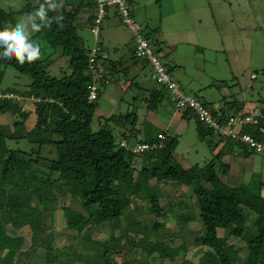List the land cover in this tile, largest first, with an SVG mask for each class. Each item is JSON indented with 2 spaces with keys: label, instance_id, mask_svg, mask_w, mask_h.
Returning a JSON list of instances; mask_svg holds the SVG:
<instances>
[{
  "label": "trees",
  "instance_id": "obj_1",
  "mask_svg": "<svg viewBox=\"0 0 264 264\" xmlns=\"http://www.w3.org/2000/svg\"><path fill=\"white\" fill-rule=\"evenodd\" d=\"M36 1L39 4L32 6L30 0H27L19 13H31L44 3V0ZM56 3L60 5L58 11H48L47 15L50 18L62 15L61 23L57 24L53 20L50 27H42L41 31L31 37L44 42L40 43L41 57L34 63L25 62L23 65L15 58L0 59V84L7 67L31 78L25 91L10 90L0 93V114L10 111L15 115L14 130L10 133H3L0 122V232L4 231L5 237L13 240L11 230L19 234V231L25 232L28 226L30 230L40 231V213L50 200L48 196L51 190L56 189L76 196L88 213L86 215L69 206L62 207L67 229L86 234L94 226L112 223L111 240L118 243L113 244L112 248L106 247L112 259L109 264H116L113 255L120 254L125 248L121 244L123 239L128 250L138 247L153 259H167L174 264H195L181 254L187 251L185 242L174 245L172 238L160 241L150 239L164 226L162 222H154L147 229L137 218V214L142 212L139 207H133L135 212L129 211L126 214V210L142 197L149 203L148 212L153 213L155 218L164 216L167 207L160 204L164 193L158 189L161 184L175 182L191 188L190 196L195 198L199 208L202 229L193 238V244L207 249L196 264H235L240 260L241 248L229 241L231 237L243 241L247 246L244 264H260L264 259V197L251 191L249 186H229L220 179L218 172L227 173L229 169V165L221 160L228 150L220 149L203 165L194 164L184 168L174 155L178 146L177 135L166 131H160L156 135L143 131V136L139 135L138 115L134 110L107 116L98 114L97 99L100 88L106 86L104 79L112 82L116 76L119 77L117 74L120 72L126 74L129 66H122L121 60H113L109 55L99 60L96 69L102 68L105 72L98 80L97 97L89 101L87 97L92 77L88 73L87 52L90 47L84 45L76 24L79 15L85 10L89 11L88 22H92L95 2L79 0V3L71 6L60 0H56ZM15 17L16 13L0 8V30L6 26L14 27L17 23ZM131 38L133 41V35ZM99 47L104 51L100 40ZM128 48L129 60L135 63V46L132 44ZM0 51L3 49L0 48ZM58 55L68 58L69 72L62 70V75L56 77L50 73L49 67ZM154 84L147 90L139 89L147 95L146 107L151 110H157L168 93L164 85ZM168 98L174 104L169 94ZM19 99L31 101L34 106L32 111L21 106ZM242 106V102L238 100H224L218 111L225 117L232 113L250 112L242 110ZM260 110L263 115L261 125L264 127V106ZM180 111L183 119L195 118L188 109ZM32 113L34 125L24 130L25 122ZM195 120L199 138L210 146L214 133L197 118ZM117 126L120 127L118 135L115 134ZM242 131L256 136L264 143V133L256 127L244 126ZM161 135L165 136L164 140ZM12 138H25L38 148L29 151L9 149L6 140ZM131 138L136 140L134 145L161 142L162 146L134 152L120 143L125 141L131 148L134 146L129 144L128 140ZM228 140L232 146L243 147L247 154L254 152L239 142ZM218 143L213 145L216 147ZM46 146L50 147L47 149ZM43 148L52 155H44ZM230 149L233 147L230 146ZM153 180L154 183H151ZM249 215H253V218L247 224ZM122 217L126 220V226L115 236L114 231L121 227ZM195 219L196 214L193 212H179L176 215V223L182 229ZM218 229L224 230L223 236L218 235ZM130 233L134 236L142 235L130 240ZM50 247L51 244L47 249ZM6 248L18 251L21 242L17 241L15 245H8ZM103 253L106 256L105 250ZM178 257L181 260L177 262Z\"/></svg>",
  "mask_w": 264,
  "mask_h": 264
},
{
  "label": "rangeland",
  "instance_id": "obj_2",
  "mask_svg": "<svg viewBox=\"0 0 264 264\" xmlns=\"http://www.w3.org/2000/svg\"><path fill=\"white\" fill-rule=\"evenodd\" d=\"M60 1L67 6L79 3V0ZM30 2L32 6L39 4L36 0ZM26 3L27 0H0V8L16 13L15 18L18 22L38 10L19 13ZM130 10L133 19L140 25L142 33L153 49L166 52L163 60L168 65L170 77L186 94L196 97L214 110H218L224 100L234 99L242 102L243 110L252 111L264 106V0H130ZM108 16L102 24L99 40L111 56L116 51L113 47H118L122 53L125 50L123 44L127 43L130 47L134 45V40L132 41L131 31L119 20L115 9H109ZM79 22L76 24L78 34L84 45L91 48L94 44L91 23ZM113 30L118 33L113 34ZM32 40L44 44L37 38ZM125 51H127L125 58L129 60V48ZM54 59V63L49 67L52 75L59 77L62 75V70L69 72L67 57L58 55ZM145 61L144 57H134V64L138 65L135 71L130 70L132 66L131 63L128 64L129 70L125 74L127 84L117 85L116 81L112 80L100 88L97 99L98 114L107 116L111 113H126L127 107H130V112L134 110L139 117H143L142 113L146 106L144 97L147 95L138 89L136 83L142 86L150 83L152 69L149 64H144ZM253 74H255L254 78ZM117 75L120 78L124 76L121 72ZM30 82V76L7 67L4 69L0 93L10 90L25 91ZM19 102L25 109L32 111L34 106L31 101L19 99ZM167 103L168 93L156 113L161 122H166L169 117L162 108ZM14 117L15 115L10 111L0 114L3 133L7 134L14 130ZM34 120L32 113L25 122L24 130L33 127ZM119 128L116 127L117 135ZM155 129L152 127V132ZM23 132L22 130L21 133ZM212 139L213 143L208 146L202 142L194 127L190 125L178 137L175 159L184 168L194 164L203 165L218 151L213 144L221 141L224 143V150L231 152L223 161L230 165V171L227 173L219 171L220 179L229 186H249L251 191L260 193L264 197V152L247 154L243 147L232 146L226 138L213 135ZM128 141L130 146L136 142L134 138ZM6 143L9 149L29 151L38 148L36 144L30 143L25 138L7 139ZM230 146L233 147L232 150ZM48 147L50 146H46L47 149ZM46 148H43L42 153L51 156ZM233 152L238 156L233 155ZM54 156L53 153L52 157ZM151 183H154V180ZM159 190L164 193L160 198V204L167 207L164 216L155 218L153 213L148 212L149 203L142 197L126 210V214L129 211L135 212L133 207H139L142 212L137 214V218L147 229H150L154 222H162L164 226L150 239L160 241L172 238L174 245L185 242L188 248L181 254L196 264L207 248L193 244V238L202 229V224L195 198L190 196L192 190L186 185L175 182L161 184ZM48 198L50 200L40 213V231L30 230L27 226L25 232L19 231L17 234L18 232L10 229L13 240L5 237L4 231L0 232V246L5 247L0 248V264H109L112 259L106 247L112 248L113 244L118 243L111 240L112 223L94 226L86 234H79L65 227L62 210V207L69 206L87 215L79 199L70 192L56 189L51 190ZM179 212H193L196 214V219L182 229L176 223V215ZM252 218L253 215L248 216L247 224H250ZM119 226L121 227L114 231L115 236L121 233V228H125V218L122 217ZM173 232L176 234L172 235ZM223 234L224 230L218 229V235L223 236ZM141 235L134 236L130 233L128 236L131 240ZM17 241L21 242L20 250L6 248L8 245H15ZM229 241L241 248L240 260L235 264H244L248 253L246 244L232 237ZM50 244L52 247L47 249ZM121 244L125 246L123 251L113 255L116 264H124V261L129 262L128 264H174L167 259L162 260L157 257L153 259L138 247L128 250L124 239ZM104 250L106 256L103 255ZM47 255H49L48 259H46ZM180 260V257L176 259L177 262ZM260 264H264V259Z\"/></svg>",
  "mask_w": 264,
  "mask_h": 264
},
{
  "label": "built area",
  "instance_id": "obj_3",
  "mask_svg": "<svg viewBox=\"0 0 264 264\" xmlns=\"http://www.w3.org/2000/svg\"><path fill=\"white\" fill-rule=\"evenodd\" d=\"M94 2L95 10L91 22L94 44L87 52L88 73H90L92 77V84L87 97L89 101H93L97 97L98 80L105 72L102 68L96 69L97 62L107 58V54L101 51L99 47V36L102 24L108 15V10L113 8L122 24L125 25L133 35L136 56L144 57L147 60V64L150 65L152 69L150 80L156 84L165 86L171 100L178 110L188 109L195 118L204 123L212 130L214 135L218 137L239 142L255 153L264 152L263 142L252 134L242 131L244 126H251L256 127L261 133H264V127L261 125L263 115L259 108H255L250 112L232 113L225 117L222 116L220 111L211 109L194 96L185 94L167 71L166 63L163 60L166 52L163 50L155 51L153 49L150 42L141 32L140 25L131 16L130 0H94ZM98 56L100 57L98 58ZM252 77L254 78L255 74H253ZM104 82L105 84L109 83L108 79H104ZM160 137L162 140L165 139L164 135ZM120 143L123 147L134 152H142L162 146L161 142H153L149 144L137 143L130 148L125 141H121Z\"/></svg>",
  "mask_w": 264,
  "mask_h": 264
},
{
  "label": "clouds",
  "instance_id": "obj_4",
  "mask_svg": "<svg viewBox=\"0 0 264 264\" xmlns=\"http://www.w3.org/2000/svg\"><path fill=\"white\" fill-rule=\"evenodd\" d=\"M60 5L56 0H44L38 10L18 21L14 27L6 26L0 30V59L15 60L23 65L25 62L34 63L41 57V46L31 39L32 35L41 31L42 27H50L53 20L60 24L62 15L48 17V11L57 12ZM39 21V23L37 22Z\"/></svg>",
  "mask_w": 264,
  "mask_h": 264
},
{
  "label": "crops",
  "instance_id": "obj_5",
  "mask_svg": "<svg viewBox=\"0 0 264 264\" xmlns=\"http://www.w3.org/2000/svg\"><path fill=\"white\" fill-rule=\"evenodd\" d=\"M80 15H81L79 17L80 20H78L77 23L79 21H81L82 23L85 22V24L86 23L88 24L89 23L88 22L89 11L85 10ZM82 15H84V16H82ZM107 17H109V16L107 15ZM81 22H79V23H81ZM102 28H103V26H102ZM115 33H118V31H114L113 30V34H115ZM123 45H124V48L126 50L128 48L127 43L123 44ZM113 49L116 50V51H115L114 55H111L112 57L109 55V53L105 49H104L103 52H105L107 54V56L109 55L110 58L113 59V60H121L122 66H127L129 63H131L132 67H131L130 70H132V71L137 70V66L138 65L130 62V60H127L125 58V56L127 54V51L124 50V52H122L123 53L122 54L118 47H113ZM133 74H135V72H133ZM123 75L124 76L121 77V78L120 77L114 78V80L116 81L117 85L122 84V86H123V85L128 83L124 73H123ZM137 85H138L137 86L138 89L143 88V89L147 90L148 88L153 87L155 84L150 80L149 84L148 83L147 84H143V86L139 85V84H137ZM117 96H118V94H117ZM144 101H145V104H146V96L144 97ZM161 105H162V103H161ZM162 108L164 109V112H166L168 114V116H169L166 122L159 121V119L157 118V114H156L158 110L147 109V107L145 106L144 111H143L144 113H142L143 117L141 118V117L138 116V119H137V127L139 128V135L143 136V131L145 133H148V134H151V135H156L160 131H166L167 133H170V134H173V135H177L179 137V136H181V134H183V132L186 129L189 128L190 125H192L194 127L195 132L198 135L197 124H196L195 118L191 117L189 120L183 119L181 117L182 111L176 109L174 104L171 101H169V98H168L167 105L165 104V106L162 107ZM129 110H130V107H127L126 112H128ZM152 127L156 128L155 131H153V132H152ZM156 130H157V133H156ZM169 130H171V132H169ZM178 143H179V141H178ZM217 148H218V151L220 149L224 150V148H225L224 143L219 141V143H218V145L216 146L215 149H217ZM229 152H231V151L224 152V155L222 156V159H221L222 161H224L225 158H227ZM233 155L238 156V154L236 152H233ZM229 171H230V165H229L228 172Z\"/></svg>",
  "mask_w": 264,
  "mask_h": 264
}]
</instances>
